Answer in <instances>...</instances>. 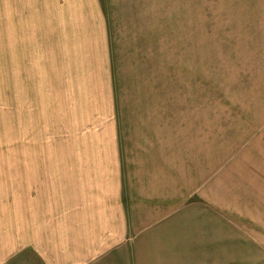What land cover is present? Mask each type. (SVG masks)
I'll return each mask as SVG.
<instances>
[{
  "label": "rangeland",
  "instance_id": "rangeland-1",
  "mask_svg": "<svg viewBox=\"0 0 264 264\" xmlns=\"http://www.w3.org/2000/svg\"><path fill=\"white\" fill-rule=\"evenodd\" d=\"M114 7L130 40L155 28V62L146 79L130 63L124 72L134 74L119 72L112 116L91 62L82 78L56 62L62 2L0 0V236L15 235L36 173L69 157L120 155L133 174L155 164L171 174V194L188 203H205L211 188L222 201L253 208L257 200L250 181L236 178L264 179V0H114ZM179 172L183 181L173 180ZM237 214L236 228L257 237L245 221L263 224L264 214Z\"/></svg>",
  "mask_w": 264,
  "mask_h": 264
},
{
  "label": "crops",
  "instance_id": "crops-1",
  "mask_svg": "<svg viewBox=\"0 0 264 264\" xmlns=\"http://www.w3.org/2000/svg\"><path fill=\"white\" fill-rule=\"evenodd\" d=\"M60 1L56 62L67 69L73 65L80 78L93 72L91 62L97 71L92 75L101 78L97 93L108 89L114 116L119 72L144 79L154 72L155 28L135 42L114 13L115 7L123 8L114 7V0L105 1V9L101 0ZM129 63L135 72H124ZM63 159L51 163L60 167L36 173L29 210L19 216L15 235L0 236V264H264V222L245 221L260 230L253 239L234 225L237 213L264 214L261 176L236 178L255 189L253 208L220 200L218 188L204 195L205 203H188L185 194H171V174L155 164L133 174L124 172L120 155ZM181 174L173 180L183 181ZM243 214L237 217L249 219Z\"/></svg>",
  "mask_w": 264,
  "mask_h": 264
}]
</instances>
